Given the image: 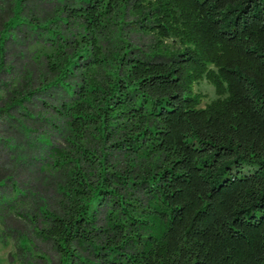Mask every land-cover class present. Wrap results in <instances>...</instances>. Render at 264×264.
I'll return each mask as SVG.
<instances>
[{"label": "trees", "instance_id": "16d2710c", "mask_svg": "<svg viewBox=\"0 0 264 264\" xmlns=\"http://www.w3.org/2000/svg\"><path fill=\"white\" fill-rule=\"evenodd\" d=\"M128 9L182 49L122 45L111 81L94 87L100 36ZM204 80L217 99L203 107ZM90 125L110 148L92 197L69 218L48 214L63 258L46 264L78 263V241L87 264H264V0H0V212L34 194L50 153L83 151ZM136 157L140 168L127 164ZM131 195L149 213L136 218ZM114 197L127 223L108 240L88 216Z\"/></svg>", "mask_w": 264, "mask_h": 264}, {"label": "rangeland", "instance_id": "374dc122", "mask_svg": "<svg viewBox=\"0 0 264 264\" xmlns=\"http://www.w3.org/2000/svg\"><path fill=\"white\" fill-rule=\"evenodd\" d=\"M150 9L152 10L154 7L151 6ZM147 15H149L148 11L137 12L128 9L123 12L121 10L116 16V23L101 34L100 41L103 46L104 61L101 66L94 69L92 74L94 87H101L111 81L110 79L120 64L119 58L122 55L120 47L122 45L130 43L133 46L164 55L176 54L182 49L176 41L161 38L152 26H148L149 22H145ZM194 91L203 95V107L217 99L214 87L206 80L196 84ZM124 138L126 135L120 137L118 142L123 141ZM85 139L88 145L83 146V151L79 152L73 149L68 151L66 149L65 152L69 153V156L64 159L57 157L60 153H50L46 164L35 167L37 187L34 194L28 197L16 210L6 207L1 209L0 264H26L28 259L33 264H46L50 257L56 263L62 260L63 255L58 250V245L48 237L49 234H46V229L49 226L48 214L53 212L60 217L69 218L79 202L84 203L92 197L91 187L97 182L103 167L97 168L98 161L110 148V146H103V139L94 125L88 127ZM62 140H60L61 143H63ZM90 155L95 157L92 158ZM133 162L137 168L145 163L137 157L127 160V164ZM106 169L107 180L113 185L111 189L118 193L125 192L124 188L117 183L118 174L114 172L113 168L106 167ZM118 199L113 198V202L110 203L112 206H105L108 200L95 202L91 208L90 216H88L95 217L96 223L100 227L97 226L99 233L107 234L108 240L109 235H114L113 233L116 232L117 226L126 222L123 217L118 219L116 212L112 214L114 211L112 208L116 207L115 202ZM127 201L129 202L126 203V208L132 211L136 218H141L143 213H149L146 210L142 212V201L139 198H134L131 195ZM146 209L151 208L147 207ZM18 211H25V213L21 215ZM143 231L141 230L142 234L146 235L152 229L144 231V233ZM97 241L102 246L110 247L105 236L101 234ZM74 248L77 256L81 258L75 264H87L86 262L91 258L88 256V251L92 250L90 246L86 242L78 241ZM111 248L116 249L114 246ZM101 251L99 250L98 254ZM102 253L103 257H109L107 250ZM105 261L103 260V263Z\"/></svg>", "mask_w": 264, "mask_h": 264}]
</instances>
